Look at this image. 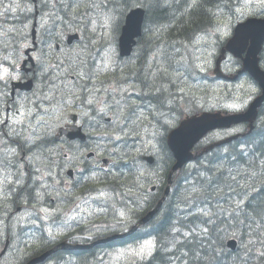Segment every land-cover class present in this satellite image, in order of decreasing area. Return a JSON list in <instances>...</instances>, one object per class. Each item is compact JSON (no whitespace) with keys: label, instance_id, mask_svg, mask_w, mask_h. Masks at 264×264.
<instances>
[{"label":"rangeland","instance_id":"374dc122","mask_svg":"<svg viewBox=\"0 0 264 264\" xmlns=\"http://www.w3.org/2000/svg\"><path fill=\"white\" fill-rule=\"evenodd\" d=\"M32 1V0H31ZM149 4L150 2L147 0ZM208 0V5L205 7H211L212 11H216V4H220L219 14H221L230 25L239 17L249 13L252 6H257V12H262L260 0ZM68 0H63V3H67ZM81 7L79 13L76 15L75 20L72 16L67 13L62 7H54L53 5H60L61 0H39L40 14H37V18L40 19L46 12L55 13L53 21L57 24H48L41 28L45 34L57 35L55 42L64 40L67 34L79 33V39L77 43L71 47L73 49V59L71 55L66 58H58L59 61L69 62V60L85 61L89 63H107L108 67L111 63L119 62L121 69L117 70L121 77H130L132 82H123L120 79L116 80L115 73L107 76L106 88L119 99L126 101L123 105L122 111L124 116H128L133 110L136 115H143L147 117L142 121L143 127L140 128V135L126 137L123 139V143L117 146V153L126 152L129 154V163L124 165L123 162L113 164V157L100 150V155L107 157L112 165L107 170H111V175L105 177L104 171H91L81 178L85 180H91V177L95 174L101 179L100 182L91 180L85 187L75 188L77 192L90 189H97L95 193H88L87 199L89 203L79 204V215L81 216V222H83L89 231L87 236L90 237L89 241L98 237L104 236L108 233L117 231L122 232L127 230L133 223H135L136 214L142 212L145 207L153 206V203L159 198L160 192L165 191L166 180L165 177L170 168H167V164L171 160L170 153L166 146L161 143V137L164 135L166 130L173 128L177 122L184 117L192 116L206 111H235L230 110L227 106L232 104L243 105L239 110L246 109L248 104L252 101L251 98L258 92V87L252 81L245 77L236 78L233 81L225 82L217 80L213 77V69L215 68V61L220 54L223 43L230 41V33L232 28L229 26L227 29H223L221 24V30L217 31L215 25L217 21L212 20L209 15L201 12L194 19L192 24H174L166 23L168 17L174 16L177 19H181L180 15L168 14L165 18V23L159 26H150L145 30L142 38L140 39L137 49L133 57L129 61H119L117 58V37L118 31L114 34L113 39L109 42L108 37L104 34L105 29L99 26V22L96 25L95 31L90 23L92 13L103 10V7H107L109 10L113 6L122 12L123 15L119 17L120 24L122 23L124 16L136 5L133 0H79ZM91 2H95L102 7L100 9H89L87 5ZM142 2V0H141ZM19 4L20 7L13 12L9 9L6 13L4 7L6 5ZM33 8V4L30 0H0V63H5L4 57L6 56H22V50L20 44L23 41V32L27 31L29 34L31 24L33 21L34 11H28L27 9ZM153 7H151L152 9ZM46 10L45 12L43 10ZM231 11V16L228 12ZM20 20L21 25L16 26L15 21ZM201 20H205V24L210 26L207 29L202 30L196 36L200 37L197 42L196 37L193 33L204 26L201 24ZM69 21H72L69 24ZM55 23V22H54ZM27 25V27H25ZM22 28L21 36L16 39H12L14 33H18V30ZM226 31V34H224ZM213 32L215 34H213ZM207 33V35L205 34ZM46 37V36H45ZM177 49H179L177 51ZM49 55H55L53 45L47 49L46 58L44 61L49 60ZM61 55V54H60ZM155 55V59H153ZM207 59L208 63H205ZM197 65H203V71L197 67ZM157 67H167V72H162L160 78L156 82V86H163L168 89L163 96H159L152 89L147 90L144 87L145 84L152 83V76L150 73L156 71ZM221 69L224 73L234 75L236 65L231 59L227 60L221 65ZM178 70V71H177ZM146 78V79H145ZM124 80V79H123ZM148 80V81H147ZM66 86V82L64 81ZM119 85V89H125L126 91L114 90L113 85ZM49 85V84H48ZM183 89V91H181ZM51 86L49 87L48 95H50ZM140 92L147 93L148 100L146 97H139ZM116 94V95H115ZM159 96V99L157 98ZM60 100V98H59ZM144 104L148 103L149 107H143L141 101ZM163 101L161 106L160 101ZM45 106H49L48 102L45 101ZM76 106L65 107L62 113L53 111L50 113V123L54 125L51 129L43 130V140L41 139L42 146L47 144L53 135L57 134V127L65 123L68 120V115L77 112L82 116H86L87 112L82 108H76ZM55 110L58 104L50 105ZM238 110V111H239ZM151 113V115H149ZM163 113L164 115H161ZM57 115H61V119H57ZM159 118L161 122L166 123V130L161 129L156 124V119ZM119 119V118H118ZM134 119V118H133ZM262 121H264V110L260 111L259 118L256 121L255 128H257L260 134L262 132ZM120 125L124 124V120H119ZM128 127H133L131 121L128 122ZM242 132H246L247 128L244 126ZM230 131H218L213 133L205 141V144L210 143L212 140L218 141L227 136ZM241 132V133H242ZM262 138V135L260 136ZM7 140L5 137H0V141ZM13 141V140H12ZM15 141V140H14ZM146 141H150L151 144L155 145L152 149L149 145L145 146L143 151H136L141 148V145ZM261 142V140H260ZM231 147L230 149L224 148L222 151L217 153V158L225 155L228 152H235L231 156L240 155L245 157L247 151L257 153L256 149L252 146L242 144ZM127 145V147H125ZM13 147L16 144L12 143ZM204 146L199 145L196 147L201 150ZM264 147V146H263ZM243 149V153L242 150ZM144 156H152L156 159L158 164L148 168V166L141 160ZM80 160V156H76ZM131 158H134L137 162L133 167ZM207 157L203 158L206 161ZM233 163V164H232ZM120 164L123 166L120 168ZM235 165V166H234ZM208 165L203 164L201 169ZM247 164L243 163L242 160L235 157L232 160L223 159L210 165L214 173L220 172L222 179L218 182L219 187L223 188V191H219L217 184L211 186L213 194L211 199H205L199 197L196 192L204 193V190L208 187V180H204L202 175H196L193 179L190 177L196 174V171L200 169L197 163H193L185 166L181 173L184 176V182L180 183L173 175L172 180L181 184L182 194L180 196L179 204H176L168 196L167 199L172 202V211L176 214L179 213V209L187 207L185 205L194 206L197 205V211H191L192 213L198 212L199 208H208V204L211 203L213 210L219 211L220 207H227L228 196L230 189L226 186L232 184L237 190H242L240 186H245V179L243 178V171L246 169ZM129 168L132 170L129 171ZM118 169V171H117ZM9 173L8 179L16 180L14 177V168L7 169ZM142 171L144 174L141 176L139 172ZM229 173L237 175V181L227 179ZM239 173V174H237ZM4 178V170L0 168V180ZM116 186L117 191L122 193V196H116L114 200H109L106 204L99 200H92V196L99 195L98 190H105V186L101 183L108 180ZM107 183V181H105ZM238 182V184H237ZM243 183V184H242ZM91 185L94 188H91ZM142 185V187H141ZM157 186L154 192H150L151 186ZM238 185V187H237ZM8 186L4 187L5 198L10 199L14 194L8 190ZM137 188L139 192L137 193ZM106 191V190H105ZM109 191V190H108ZM106 191V192H108ZM180 191V190H179ZM171 189L170 192L171 193ZM109 194H111L109 192ZM177 196V194L171 193L170 195ZM234 197V193H231ZM223 199V203L217 205V201ZM4 198L0 195V206L4 205ZM147 207V208H148ZM189 209V207H187ZM191 208V207H190ZM191 210V209H190ZM49 213V211L47 210ZM125 216L121 218V214ZM45 215V212L42 211ZM195 216V215H191ZM182 219V224L191 227V224L185 222L188 220ZM37 218L31 214H20L15 216L9 223H0V252L6 251L4 254L10 264L17 262L19 264V257L36 254L45 255V253H51L50 255L58 254L55 259L58 264H136L137 262L144 261L148 258L141 260L132 254V249L136 248V244H130L119 247H111L108 249L100 250L94 257L82 256L80 259L72 258L69 261L63 259L65 250L57 249L55 245L61 239L62 236H67L71 239H76V236L83 235L84 229L76 227L71 223H58L54 226L40 225L36 220ZM126 225V227H125ZM183 231V229H181ZM142 232V231H141ZM51 233V236L49 235ZM146 233V232H143ZM52 237H55L53 239ZM84 240H88V237L83 236L77 239L76 244L83 243ZM155 240V239H153ZM170 237H166L163 240L167 243ZM13 241V242H12ZM143 243V242H142ZM141 244V243H140ZM65 245V244H64ZM139 245V244H138ZM49 248L45 249L46 247ZM57 249V250H56ZM3 260V262L5 261ZM2 262V263H3ZM50 264V263H49Z\"/></svg>","mask_w":264,"mask_h":264},{"label":"snow or ice","instance_id":"6c2138e0","mask_svg":"<svg viewBox=\"0 0 264 264\" xmlns=\"http://www.w3.org/2000/svg\"><path fill=\"white\" fill-rule=\"evenodd\" d=\"M136 7L141 9L149 10L153 7V4H144L141 0H133ZM208 0H163V5H161V0H154V5L156 7L164 6L171 7L173 3L182 6L183 12L180 13L182 20L188 24H192L197 15L201 12L209 15L212 20L217 21L214 26L217 31L221 30V24L223 29H227L229 22L219 14L220 4H216V11H212L211 7H205ZM33 8L27 9L28 11L35 10V0H32ZM262 9H264V0H260ZM46 5V0H45ZM54 7H62L67 11L72 19L75 20L76 15L79 13L81 4L79 0H68L67 3H63L61 0L60 5H53ZM20 5H6L4 7V12L6 13L9 9L13 12L19 8ZM89 9H100L102 6L91 2L87 5ZM179 11V8L177 9ZM261 14H264L262 11ZM123 15L122 12L118 11L115 6L109 10L107 7H103L102 12L96 11L92 13V18L90 23L93 26V31L96 29V25L99 22V26L105 29V35L108 37L109 42L114 37V34L120 29L121 24L119 17ZM231 16V11L228 12ZM55 13L46 12L40 18V27L44 28L50 20H53ZM72 21H69L71 24ZM27 27V25H25ZM129 30H134L136 24L130 22ZM207 35V33H205ZM213 34H215L213 32ZM226 34V31L225 33ZM197 42H199L200 37L196 36ZM24 43L20 44L21 50L29 47L27 43V36H23ZM179 49H177L178 51ZM37 63L33 67L32 77L35 78L37 72L44 76L47 72V66H45L43 61V54L36 55L32 57ZM155 59V55L153 57ZM23 56H6L4 57L5 63H0V137L11 138L8 140L9 143L12 140L17 141L16 147L9 148L7 151L0 154V168L4 170V178L0 180V195L4 192V187L9 184H14L17 187H25L21 184V178L29 175L26 168L27 166L21 161H17L15 157L19 154V151H23L25 147L28 148V152H32L33 148H38L39 145L37 141L41 139L39 135V130L41 128L51 129L54 127L50 123L51 115L53 111L57 113H62L65 107H72L77 105V101H80L82 106L85 101L81 98V92L84 90L88 91L89 99L86 101L89 106L93 104H100L99 112H104L105 107H110L107 105V100H99L97 94L101 91V88L95 86V81H92V76L85 73L82 69L76 72L82 80L92 81L91 88L87 84L79 85V91L76 86L67 88V91L61 95L59 101H57L58 107L53 110L50 105L52 104V97L45 92L39 90L33 91L32 96H24L18 98H12L10 92L12 90V84L14 81H20L27 77L28 73L24 72L21 67V61ZM205 63H208L205 59ZM104 68H107V63L102 61ZM201 71H203V65H197ZM167 67H157L156 71L150 73L152 76V83L145 84L144 87H149L159 96H163L168 89L164 88L162 85L157 87L156 82L160 78L162 72H167ZM178 71V70H177ZM114 90H119L121 92L126 91L125 89H119V85L112 86ZM104 91H107L105 89ZM183 91V89H181ZM159 96L157 97L159 99ZM45 101L48 102L49 106H45ZM119 105V101L117 102ZM161 106L163 101H160ZM243 105L232 104L227 107L230 110L238 111ZM151 115V113H149ZM161 115H164L161 113ZM61 115H57V119H61ZM120 118L124 120V124L117 125V129H113L115 133L112 136V140L121 141L126 137L139 136L140 128L143 127L142 121L147 119V117L141 115H136L135 110H133L128 116L123 115L122 109L120 110ZM134 118V119H133ZM131 121L133 127H128V122ZM166 121L161 122L159 118L156 119V124L161 128L166 130ZM262 129H264V121H262ZM243 129L234 128L230 130L227 134L234 135L238 132H242ZM261 135L264 136V130H262ZM149 145L152 149L155 148L154 144L150 141H146L141 145L140 149L136 151H143L145 146ZM127 147V145H125ZM117 144L113 143V148L111 152L106 154L113 157V164L123 162L124 165L129 163V154L126 152L117 153ZM243 153V149L241 150ZM99 146H97L96 155H100ZM247 155H251L248 153ZM62 158L68 161H75L77 157L73 155L69 156L66 153H61ZM28 163L31 165L32 169L36 173H40L37 177L41 180L40 188H49L51 191H56L59 195V191L50 185L47 180L48 176L52 175L51 168L53 166V161L50 157H45L42 152H36L33 155L27 156ZM132 166L136 165L134 158H131ZM17 179H8L9 173L7 169L16 168ZM250 171L246 173V176L252 178V182L247 184L246 187L240 186L242 190H237L232 184H227L226 186L231 190L228 196L227 207H220L219 211H215L212 208L211 203L208 204V208H199L198 212L192 213L187 207H182L179 209L177 219L169 225L168 236L170 240L167 243L161 244L158 248V240L147 239L143 243L137 245L136 248L132 249V254L139 257L141 260L155 259L157 253H163L160 257V264H171V260L175 258L182 262V264H220V258L222 256L221 241L223 239L222 233L230 232L234 240H239L241 248L243 249V255L236 254L233 258L232 264H264V152H261L257 159H254L251 164L248 165ZM132 169L129 168V171ZM104 171L105 177L111 175V170ZM118 171V169H117ZM142 171L139 175H143ZM239 174V173H237ZM259 175L261 179L260 187L257 188L255 184V178ZM100 177L98 175H93L91 180L100 182ZM222 179V174L218 175L214 179L210 178L208 181V187L211 188L213 184H217L218 190L223 191V188L219 187L218 182ZM227 179L232 181H237V175H232L229 173ZM59 182V181H58ZM238 184V182H237ZM142 187V185H141ZM70 191V190H69ZM99 195L92 196V200H99L103 203H107L109 200H114L116 196H122V193L116 191L115 188L109 189L108 192L104 190H98ZM109 192L111 194H109ZM139 189L137 188V193ZM231 193H234V197ZM67 194V193H66ZM42 193L39 189H36V198L39 199ZM84 204H88L89 200L84 199ZM217 205L223 203V199L216 202ZM77 207H80L78 204ZM45 216L48 215L47 210H43ZM195 215L197 217L196 222L193 223L191 220L188 221L191 227L182 224L180 221L182 219H187L188 216ZM125 216L124 213L121 214V218ZM220 224H224V228H220ZM209 225L211 227H209ZM126 227V225H125ZM183 229V231H181ZM51 236V233H49ZM55 239V237H52Z\"/></svg>","mask_w":264,"mask_h":264},{"label":"flooded vegetation","instance_id":"af4514ba","mask_svg":"<svg viewBox=\"0 0 264 264\" xmlns=\"http://www.w3.org/2000/svg\"><path fill=\"white\" fill-rule=\"evenodd\" d=\"M253 13L252 16L264 17V14ZM16 26L21 25V21L17 20L14 22ZM34 30L31 28L29 34L26 30L23 32V36H27V43L29 47L22 50L23 60L20 62L21 67L24 72L28 73L27 77L20 81H14L12 84V90L10 96L12 98L31 97L33 91L39 90L44 92V86L50 85L51 91L50 95L52 97V104L54 105L59 101L61 95L67 91V88L76 86L79 91V85L87 84L89 88L92 86V81H95V86L101 88V91L97 94L99 100H107V105L110 107H105L104 112H99L100 104H93L89 106L87 100L90 98L88 91L84 90L81 92V98L84 99L85 103L81 106L80 101H77L76 108L84 109L87 114L82 116L80 113H74L73 122L79 129L80 132L85 136L84 140H69L67 134L64 133L61 137L53 136L51 140L42 146L41 139L43 140V130H39V135L41 139L37 141L39 145L38 148H33L32 152H28V148L25 147L23 151H19V154L15 157L17 161H21L27 166L26 170L29 175L21 178V184L25 187H17L14 184H9L8 190L14 193L10 199L5 198L3 192L2 197L4 198V205L0 206V223H9L15 216L20 214H31L36 217L37 221L41 225L54 226L58 223H71L76 227H81L84 229L85 233L83 235L76 236V239H71L67 236H62L57 242V245L69 244L70 246H75L77 239L83 236L88 237V240H84L83 243H78L80 245H87L91 241L90 237L87 236L89 231L87 230L85 224L81 222V216L79 215L78 204L84 203L83 200L87 199L90 189L82 190L77 192L75 188L80 186L85 187L89 184L91 180L82 179L81 176L89 174L91 171H101L104 164L107 162L108 158L102 155H96L97 146L100 150L111 152L113 148V143L117 146L122 144L123 141H114L112 136L115 135L113 129H117V125L120 124V110L126 101L119 99L114 96L109 90L104 91L107 84V76L115 73L116 80H119V73L117 70L121 69L119 62L111 63L110 67L104 68L102 63L94 62L89 63L85 61H74L69 60V62L58 61L57 58H66L69 54L73 59V49L65 44V39L55 42L57 35H52L50 33L45 37L43 35V30L40 27V19L36 16L33 17L32 25H34ZM50 24H53L51 22ZM22 28L18 30V33H14L12 39L19 38L21 36ZM79 34V33H78ZM68 35V34H67ZM66 35V36H67ZM65 36V37H66ZM24 41V39H23ZM25 42V41H24ZM75 44V43H74ZM54 47L55 55H49V60L44 61L46 58L47 49L52 46ZM43 54V61L45 66H47V72L44 76H41L38 72L35 78L32 77L33 67L36 65V61L32 57ZM61 54V55H60ZM259 65L262 70H264V51L259 55ZM83 70L85 73L92 76V81L82 80L78 75L77 71ZM66 82V86L64 84ZM27 83L24 87L20 88L15 83ZM149 84V82H147ZM149 90V87H146ZM48 90L45 91L47 94ZM116 95V94H115ZM146 99L148 97L146 95ZM119 101V105L117 102ZM143 107H149L148 103L142 104ZM119 118V119H118ZM63 127L66 130L71 129V125L68 122L63 123L57 127V132ZM118 131V129H117ZM69 140H67V139ZM11 140V138H9ZM0 141V154L7 151L9 148H13L12 143L17 145V141L8 142L9 140ZM36 152H42L45 157H50L53 161V166L51 168L52 175L47 177L48 182L51 186L55 187L59 191V195L56 191H51L49 188H40L41 180L37 177L40 173H36L31 165L28 163L27 156L33 155ZM61 153H66L69 156L75 154V156H80V160L68 161L62 158ZM106 153V152H105ZM111 156V155H109ZM174 161L171 156V160L168 164ZM19 165L14 168V177L17 179V170ZM59 181V182H58ZM36 189H39L42 193L39 199L36 198ZM70 190V191H69ZM94 192L97 189H93ZM67 193V194H66ZM148 207V206H147ZM145 207L142 212L147 208ZM48 210L47 216L42 214V210ZM129 237V236H128ZM130 240L124 238L122 240H116L108 245H120L129 244ZM13 242V241H12ZM92 243V242H91ZM46 247L45 249L49 248ZM93 246L87 250H68L63 255V259L69 261L72 258L80 259L82 256L86 255L89 257L91 254H96L100 249ZM93 249V250H92ZM57 250V249H56ZM92 250V251H91ZM54 252V251H53ZM52 252V253H53ZM6 251L4 252V254ZM4 254L0 256V264H10V262L5 259ZM58 254L47 255L42 260H38L35 264H58L55 259ZM41 258V255L31 254L19 257V264H27L31 260ZM5 261L3 262V260ZM3 262V263H2ZM17 262H13L16 264Z\"/></svg>","mask_w":264,"mask_h":264},{"label":"water","instance_id":"95a60500","mask_svg":"<svg viewBox=\"0 0 264 264\" xmlns=\"http://www.w3.org/2000/svg\"><path fill=\"white\" fill-rule=\"evenodd\" d=\"M144 11L140 8L134 9L130 11V13L127 14L125 19V24L122 27V33L119 37V51L121 56H127L129 55L132 45L134 44L133 39L139 35L140 32V25L143 21ZM134 22L136 24V28L134 30H129V23ZM258 47V45L256 46ZM232 45H230V50L232 51ZM254 79L258 82V85L260 86L262 90V94L259 98H257L248 108V110L245 113H239V114H231L223 116L220 113L215 114H209V113H203L199 115L198 117H191L187 118L180 122L179 126L172 130L168 135V146L176 160L175 164L171 168L169 179L173 172L181 168L184 164L188 163L192 159L195 158V156L192 155L191 149L193 146L200 141L203 136L207 134V132L215 129H228L231 125L237 126L240 124H248L249 131L253 129V121L256 118V109L260 106L262 102H264V73H261L257 71L255 74L252 73ZM78 129L74 132L70 133L71 137H75L78 134ZM237 136L230 137L224 141L214 143L206 148V151H209L213 149L214 147L220 146L223 143L230 142L231 140L236 139ZM148 162H151V158L146 159ZM153 190V189H152ZM168 193V187L166 188V191L164 192V197ZM163 199L159 202L157 207L150 212L144 219H142L136 226L132 228V230L136 229L140 224L147 222L149 219H151L158 211ZM125 235H114L112 237L107 238L105 241H110L117 238H122ZM227 246L231 248L232 250L235 249L236 244L233 241H229L227 243ZM39 259H34L30 261L28 264H33Z\"/></svg>","mask_w":264,"mask_h":264},{"label":"trees","instance_id":"16d2710c","mask_svg":"<svg viewBox=\"0 0 264 264\" xmlns=\"http://www.w3.org/2000/svg\"><path fill=\"white\" fill-rule=\"evenodd\" d=\"M222 1L223 0H221L220 2H222ZM142 2L144 4H146V5L149 4V2L147 0H142ZM150 2H154V0H150ZM161 5H163V0H161ZM206 5H208V3H206ZM178 8H179V11H177ZM144 10L146 11V16H145V21H144V28H147V27H150L152 25H154V26L163 25L165 23L164 22L165 18L168 16V14L180 15V13L183 12V7L173 3L171 5V7H164V6L156 7L154 5L152 9H149V10L144 9ZM175 22L177 24H180V25L186 24V22L184 20H182V18L181 19H177L176 17L171 16V17H168L166 19V23L174 24ZM201 24L204 25L205 24V20H201ZM209 26H210V23L200 27L196 31V34L198 32H201L204 29H207ZM253 135H251L250 137H247L246 139H244L243 143L250 144L252 147H254L256 149V152L260 155L261 152H264V147H263L264 146V136H262V138H261L260 137L261 133L260 134L258 133V135L255 136V137H253ZM260 140H261V142H260ZM253 160L254 159H251L249 164H251V162ZM248 165L246 166V169L243 171V178L245 179V182H244L245 186L244 187H246L247 184L252 182V178L246 176V173L248 171H250V169L248 168ZM213 175L215 177H217L218 175H220V172L214 173ZM261 179L262 178L259 175H257V177L255 178V184H256L257 188L260 187ZM237 187H238V185H237ZM174 192L177 194L175 189H174L173 193ZM179 193L182 194V191L180 190ZM208 194L212 195L213 191H211L209 189ZM177 198H178V196H177ZM170 199L169 200L167 199V201L164 204V207H163L162 212L160 214L161 215L160 216V220L158 222L152 221L149 224V226L151 225V227L154 230V233L157 236H159V238L164 236L162 238L163 240H165V238L168 236L169 225L177 219L176 214L172 211V202L170 201ZM176 199L175 200L171 199V200H173L175 202ZM185 206L189 207V209H191V211H197V209H198L197 205H194V206L185 205ZM196 219H197L196 217H193L191 219H188L185 222H188L189 220H191L193 223H195ZM219 226H220V228H224L225 227L224 224H220ZM209 227H211V226L209 225ZM221 235L223 236V239L221 241V244H222L223 247H222V249H218V251H222L223 254H222L221 258H220V264H232L233 258L235 257L236 254L239 253V254L243 255V249L241 248V245H240V242H239V248L236 251V253H234V254L229 253L224 247V242H225L226 239L232 237V235H231L230 232L222 233ZM161 255H163V253H157L155 259H151V260L149 259L147 261H140V262H137L136 264H160ZM165 264H167V261L165 262ZM171 264H182V262L179 261V260H176L175 258H173L171 260Z\"/></svg>","mask_w":264,"mask_h":264},{"label":"bare ground","instance_id":"6f19581e","mask_svg":"<svg viewBox=\"0 0 264 264\" xmlns=\"http://www.w3.org/2000/svg\"><path fill=\"white\" fill-rule=\"evenodd\" d=\"M173 157V156H172ZM173 159L175 160V158L173 157ZM182 170V169H181ZM181 173V172H180Z\"/></svg>","mask_w":264,"mask_h":264}]
</instances>
